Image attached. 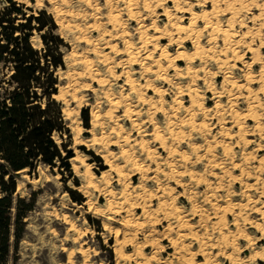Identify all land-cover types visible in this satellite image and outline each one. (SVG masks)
Wrapping results in <instances>:
<instances>
[{
    "label": "rangeland",
    "instance_id": "1",
    "mask_svg": "<svg viewBox=\"0 0 264 264\" xmlns=\"http://www.w3.org/2000/svg\"><path fill=\"white\" fill-rule=\"evenodd\" d=\"M13 1L23 6L25 17L45 11L56 27L54 33L66 45L60 47L64 69L55 71L58 85L53 99L60 103L61 113L63 109L70 113L69 121L63 118L69 136L63 135L61 140L53 134L52 139L58 147L63 143L71 158L68 159L70 172L38 165L34 172L24 170L16 176L15 195L27 200L33 193L35 204L24 218L25 231L16 260L14 263L10 260L9 264H68V260H72L73 264H136L139 259L116 258L113 252L114 235L102 228V224L107 222L104 221L107 220L105 216L111 213L115 219H119L118 215L124 216L122 212L116 214L106 208L109 207L108 201L112 199L114 202L124 188L133 196L145 193L146 204L151 210L161 200L176 199L182 216L200 235L203 242L201 249L215 264H229L223 253L232 254L234 264H243L244 259L264 247V232L260 233L250 224H261L264 229V220L255 211V208L264 211V168L258 164V159L264 157V97L258 84L250 83V87L259 97L260 106L256 110L262 131L256 132L255 123L244 120V144L236 137L237 127L231 118L232 110L244 113L247 109L244 101L246 91L236 85L245 83V73L250 72L255 76L264 66V0H215L214 14L211 13V0H132L133 17L126 11L128 0ZM228 4H232L238 13L232 23H228ZM5 6L0 0V9ZM164 10L168 11L169 17L163 15ZM191 11L196 14L205 12L210 20L218 21L223 28H230L233 41H239L236 45L239 58H233L229 51H220L224 48L220 35L210 34L209 29H204L200 18L196 20L195 30L199 32L195 33L196 38L194 33L190 37L183 33L176 34L172 24L180 19L187 24ZM112 18L115 22H112ZM165 28L174 41L169 42L166 38L157 45L155 30ZM141 34L148 37L145 43L140 39ZM178 36L181 39L177 38L180 42L176 43L175 37ZM194 39L204 47V53L200 56L192 55ZM29 42L35 50L43 47L35 30L30 32ZM126 42L134 48L135 61L132 63L122 61L126 59ZM113 45L116 46L115 51L110 50ZM162 47H166L172 57L179 51L190 54L191 63L187 64L186 60L178 62L180 74H176L160 59L162 68L157 77L153 73L156 69L154 61L160 58L159 49ZM249 48L259 50L260 62L252 63ZM104 54L107 56L105 62L101 58ZM84 62H88V66ZM187 67L191 69L188 75ZM7 73L0 66V96L7 88L3 82ZM127 77L135 80L141 98L128 88ZM100 80H103V84ZM232 82H236V85H232ZM154 88L159 91L158 94ZM194 92L198 94L203 107L194 109V120L191 122L196 120L194 124H197L204 120L203 131L194 129L190 124H180V120L188 119L184 110L189 105L186 94ZM111 100L118 101V105L112 106ZM217 104L219 107L216 109ZM125 108L130 109L129 116L123 115ZM81 109L88 111L87 128L84 127ZM94 113L98 115L95 124L92 122ZM133 121L142 125L146 135L137 132ZM155 127L167 146L174 150L172 154L158 148V143L149 135ZM178 128H181L179 136L172 138L169 129L177 132ZM117 136L120 142L115 141ZM125 137L129 138L128 144L122 140ZM93 138L103 141L92 143ZM141 142L145 145L144 149L140 148ZM81 143L86 146L79 145ZM224 146L230 149L228 156L222 150ZM147 148L152 156L146 155ZM105 152H111L118 165L122 166L125 177L123 184L116 182L115 174L109 172L105 180L98 182L99 189H83L85 181L82 173L86 167H91L96 179L108 169L100 157ZM121 152H127L129 160L121 159ZM61 153L65 155L62 150ZM181 154H184L183 159ZM246 154L250 155L245 159ZM74 158L83 162L74 161ZM138 168L142 170L143 177ZM204 181L210 184V189H206ZM106 188H112L116 194L113 197L107 195ZM164 188L170 192L167 194ZM74 199L81 202H74ZM226 201L230 202V206H246L242 211L237 206L232 207V212L226 211L225 226L220 224L218 227L210 204L215 202L223 206ZM86 202L96 209L89 212L88 205L84 204ZM135 214L139 216L140 210H136ZM89 218L96 222L91 223ZM113 224L121 229L117 223ZM235 224L248 233L249 243L236 234ZM71 225H74L73 230H70ZM168 225L172 226L173 231L164 234ZM175 225V219L156 212L150 224L134 232L137 242L152 240L162 246L155 252L152 247H145L148 256L154 253L152 264H160L163 260L176 264L169 244V238H175ZM220 233L233 234L235 250L228 245H218ZM183 242L190 245L192 253L199 254L198 243L190 238ZM79 250L85 251L87 257L77 254ZM130 251L131 248H128ZM197 262L202 263L203 257L197 255Z\"/></svg>",
    "mask_w": 264,
    "mask_h": 264
},
{
    "label": "trees",
    "instance_id": "2",
    "mask_svg": "<svg viewBox=\"0 0 264 264\" xmlns=\"http://www.w3.org/2000/svg\"><path fill=\"white\" fill-rule=\"evenodd\" d=\"M2 1L7 6L0 9V66L8 73L3 81L7 88L0 96V264H9L16 260L24 218L35 204L33 193L27 200L15 195L16 176L24 170L34 172L38 165L70 172L71 154L52 139L53 134L61 140L69 136L60 103L53 99L58 85L55 71L64 69L60 47L66 45L45 11L25 17L22 5ZM32 30L43 44L39 51L29 42ZM80 114L87 128V109Z\"/></svg>",
    "mask_w": 264,
    "mask_h": 264
},
{
    "label": "bare ground",
    "instance_id": "3",
    "mask_svg": "<svg viewBox=\"0 0 264 264\" xmlns=\"http://www.w3.org/2000/svg\"><path fill=\"white\" fill-rule=\"evenodd\" d=\"M131 1L132 0H128V2L126 3V11L128 12V14L131 17H133V14L131 11V6H132ZM210 2H211V6L213 8L212 9L213 11L211 13L214 14V11L216 8L215 7L216 1L211 0ZM144 6L147 7V4H145ZM227 8L230 10V17L228 18V23H232V22H234L235 17L237 16L238 13H237L236 8L232 4H228ZM238 12H239V10H238ZM163 15L166 17H169L168 11L164 10ZM198 18H200L201 22L203 23L204 29L210 30L211 33L210 32H208V33L220 35L223 46H224V48H222V50H220V51L225 52V53L229 51L230 55H232L233 58L238 59L239 56L237 54L238 51H237L236 45L239 41H237V42L233 41L230 28H228V27L223 28L219 24L218 21L210 20L208 18V14H206L205 12L200 13V14H196V13L191 11L189 13V18H188L187 24H183V20L180 19V20H177L176 22H174L172 24V29L176 34L183 33L185 35H189V37L192 36L194 33L195 37L194 36L193 37L196 38L195 33H197L198 30H195V25H196V20ZM112 22H115V20ZM230 25H232V24H230ZM155 33L158 35L155 38L157 45L162 39H166V38L169 42L174 41V38L172 37L170 32H168L166 30V28L165 29H159V30L156 29ZM177 38H180V37L179 36L175 37V42L179 43L180 41L178 42V40H176ZM140 39L142 40L143 43H145L148 40V37H144V35L141 34ZM192 48H193V52H192L193 54L192 55L200 56V54L204 53V47L201 46L199 41H197L196 39H194V41H192ZM110 50L115 51L116 46H114V45L110 46ZM133 50H134V48H132L131 44L129 42H126L125 43L126 59L122 60V61H124V63H129L131 61H135V56H134ZM248 50H249V53L251 54L250 55L252 58L251 60H253L252 63L253 62L256 63V61L260 62L259 50L254 49V48L253 49L249 48ZM202 56L204 57L205 54H203ZM159 57L160 58H158L154 61V65H155L156 69L153 70V73H155L157 75V77L160 76L159 70L162 68V64H161L160 59H163L168 64V66L171 67L172 71H174V73H176V74H180V65L178 64V62H182V61L186 60L187 64L191 63L190 54H187L184 51H179L178 54H176L175 56L173 55V57H172L171 53H169V51L166 47H162L159 49ZM101 58H102V61L105 62L107 60L106 54L102 55ZM84 64H85V66H88V62H84ZM189 70H191V69L189 67H187L186 68V74L187 75L190 73ZM244 78H245L244 84L236 85V82H232V85H236L238 88H242V89H244V91H246V95L244 94L245 95L244 101L247 103V109L244 113L239 112L237 109L232 110L231 111V118L234 120V123L237 127L236 137L239 139V141H241L245 144L246 143V137L243 134V132H244V127H243L244 120L253 121L255 123L254 130L258 133H260L263 129V126L259 120L258 112L256 110V107L260 106V102L258 100L259 97H258L256 91L254 92L253 90H251L250 83L258 84L259 90L262 92V95L264 97V88H263L264 87V66L262 65L260 67V70L258 71L257 75L253 76V75H251L250 72H247L244 74ZM100 82H101V84H103V80H100ZM148 83H147V85H150ZM126 85L128 86V88L132 92L138 93V96H137L138 98L142 97L140 92H138L136 89L137 86L135 84V80L127 77L126 78ZM157 89L154 88V92L158 94L159 91ZM186 96L188 97L189 105L187 108L185 107L184 110L188 114V119L185 120L183 118L184 120H180V124H181V126H183L184 124H190V126H192L194 129H196L198 131H203L204 123H205L204 120H201V122H198L197 124L195 123L196 125L194 124V122H196V120L194 122H191L194 120V113H193L194 109L195 108L201 109L203 107V103L201 102V100H200V98L196 92L187 93ZM110 104L112 106H117L118 101L111 100ZM215 107L217 109L219 107V105L215 106ZM127 109L123 110L124 116H129V114H130V111H129L130 109L129 110H127ZM62 116H63L64 120H66V121H69L71 118L70 113L66 109L62 110ZM92 122L94 124L98 122V115H96L95 113L92 116ZM132 124L136 128V130L139 134L141 132H143V134H144V130H142V125L140 126L139 124H136L134 121L132 122ZM179 129L181 130V128H178L177 132H174V130L169 129L170 136L172 138L178 137L179 133H180ZM181 134H183V132ZM144 135H146V134H144ZM149 135L152 137V139H154L158 143V148H161L163 151H167V154H172L174 152V150L170 146H167L163 136L156 129V127L154 128L153 132L150 133ZM118 137L119 136H117V139L115 140L116 142L121 141V140H119ZM263 139H264V137H263ZM101 140L102 139H100V138L99 139L93 138L92 143L97 142V141H101ZM122 140L124 143H127V144L129 142L128 137H125ZM79 145H85V144L81 143ZM140 148H142V149L145 148V145L143 144V142H141ZM192 149L194 151L195 148L192 146ZM222 150L225 153V155L227 154V156H228V154H230L229 153L230 149L228 150V146H224L222 148ZM208 152L209 151L207 150L206 153L209 154L210 152L209 153ZM146 155L152 156L151 151H149V148L146 149ZM248 155H250V154L245 155V159L247 158ZM100 157L104 161L103 165L106 166L108 169L105 171H102L101 175L99 176V179L98 178L96 179L95 176L93 175L92 171H91V167L90 168L86 167L82 173V177L85 181V187L83 189H86L88 187H91V188L93 187L92 189H99L98 182L101 179L105 180L107 178V176H109V172H113L115 174V181L116 182L123 184L125 177L123 175V171L121 168L122 166L118 165V163L116 162V158H114V155L111 152H107V153L105 152V154L100 155ZM120 158L125 159V160H129L130 156L127 154V152H121ZM181 158L182 159L184 158V154H181ZM185 158H186V156H185ZM78 159L79 158H74V161H80L81 163L83 162L82 159H79V160ZM258 164L261 168H264V157H260L258 159ZM138 171L140 174H142V176L141 175L140 176L143 177L142 170L138 168ZM177 182L179 183V180ZM204 183H205V181H204ZM205 186H206V189L211 188L209 183H205ZM247 186L249 187V185H246V187ZM106 189L105 190H106L107 195L113 197L114 194H116V193L112 192V188L111 189L106 188ZM163 190L167 194L170 192V190L168 188H164ZM84 191H86V190H84ZM262 195L264 196V190L262 191ZM145 196H146L145 193H144V195L143 194H140V195L135 194L133 196L131 193L127 192L126 189L124 188L123 190H121L118 193V198L115 199L114 202L112 201V199H111V202H110V200L108 201L109 207H106V208L109 211L115 212L116 214L121 213V212H122V214L124 213V216L120 217V215H118L119 219H115V218H113L114 216L112 217L113 213L110 212L111 213L110 216H105V217H107L106 218L107 220H104V221H107V222H104L102 224L103 230L111 232L114 235L113 252H114V254L118 260H132V259L136 258V259H139V260H137L139 262L136 261L137 262L136 264H152L151 260L153 258L154 253L152 252V254L150 256H148L145 253V247L150 246V247H152V249L155 252L158 249H161L162 246L160 245V243L153 242L152 240L151 241L150 240H144L142 243H139L135 240L134 232L137 229L144 227L145 224H150L153 220V214L154 213L161 212L164 215V217L173 218L176 221V225L174 227L175 238H172V237L169 238V244H170V247L173 249V257H175V259H176V264H215L214 262L209 260V258H208L209 256L207 257V254H205V251L203 249H201L202 245H203L202 239H201L200 235L198 234V232L194 230V228L190 224V222L187 219H184V217L182 216V212L180 211V208L177 206L176 199L168 198V199L161 200L157 203L156 207L154 209L152 208L153 210H151L148 207V205L146 204ZM206 199L208 200V197H206ZM247 200H249V199H247ZM84 204L88 205L87 207H88L89 212L96 209L90 203L86 202ZM210 206L212 207L213 215L216 217V220H217L216 225L218 226L220 224L224 225L223 221L225 218L224 216H225L226 211L231 210L232 207H235V206H237L239 208V210L242 211L243 207H245L246 205L242 206L241 204H238V205L233 204V206H230V202L226 201L223 206H220V205L216 204L215 202H211ZM193 209H195V208H193ZM136 210H140L139 216L135 214ZM96 211H94V212H96ZM255 211L264 220V211H262L259 208H257V209L255 208ZM231 212H232V210H231ZM107 213H108V211H107ZM243 217L246 218L245 216H243ZM240 218H242V217H240ZM213 219H214V217H213ZM65 223L67 224V219H66ZM113 223H115V224L117 223V225H119L121 227V229L119 227H114ZM250 224L252 227L256 228V230H258L259 232L261 231L260 233L264 232V229L261 227L262 226L261 224H260L261 226L255 222H251ZM213 225L215 226V224H213ZM171 227H172L171 225H168L164 229V234L169 233L171 230L173 231V229ZM73 229H74V225H71L70 230H73ZM235 230L237 231L236 234L239 235L240 237H242L243 240L247 241L248 243L251 241L248 233L240 230L237 224H235ZM220 232H222V231H220ZM152 233L155 234L156 232L152 231ZM152 233L150 234L151 237L154 236V235H152ZM218 233H219V231H218ZM228 233L227 234L220 233L221 235H218V236H220L218 238L219 239L218 245H222V246L224 245V247L226 245H228L229 247L232 248V249L230 248L231 250H235L236 244L234 242L235 239L232 237L233 234H231V236H230V235H228ZM230 237L232 239H230ZM186 238H190L195 243H198L197 249H198L199 254H197V255L199 257H203L202 263L197 262V255L191 252V250L189 248L190 245L183 242V240ZM128 248H131L130 252H128ZM222 251H224V250H222ZM194 252L196 253V251H194ZM71 254L72 253H70V255ZM77 254L81 255L84 258L87 257L86 252L83 250L77 251ZM223 254L225 255L226 259L229 260V264H234V261L232 260V254H227V253H223ZM251 261L253 264H258V262H264V247H260L259 250H256L255 252H253V254H251L249 258L244 259L243 264H246V263L251 262ZM67 263L73 264V261L68 260ZM160 264H174V263L171 260L170 261L169 260H163Z\"/></svg>",
    "mask_w": 264,
    "mask_h": 264
}]
</instances>
